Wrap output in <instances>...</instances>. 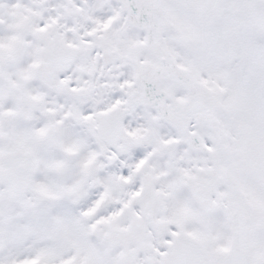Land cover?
Here are the masks:
<instances>
[{
    "label": "snow or ice",
    "instance_id": "obj_1",
    "mask_svg": "<svg viewBox=\"0 0 264 264\" xmlns=\"http://www.w3.org/2000/svg\"><path fill=\"white\" fill-rule=\"evenodd\" d=\"M0 264H264V0H0Z\"/></svg>",
    "mask_w": 264,
    "mask_h": 264
}]
</instances>
